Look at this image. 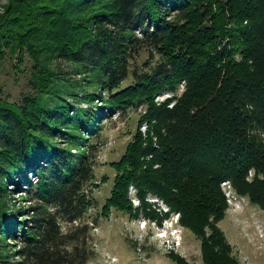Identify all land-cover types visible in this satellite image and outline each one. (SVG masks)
<instances>
[{
  "label": "trees",
  "instance_id": "trees-1",
  "mask_svg": "<svg viewBox=\"0 0 264 264\" xmlns=\"http://www.w3.org/2000/svg\"><path fill=\"white\" fill-rule=\"evenodd\" d=\"M7 57L29 92L0 99V264L95 256L83 190L102 118L68 98L100 102L105 118L145 108L147 131L112 163L102 215L131 211L129 187L142 212L154 195L201 238L204 264H236L215 224L222 182L264 211V0H7L0 64ZM93 83L97 94L85 91ZM162 92L178 95L170 108L153 102ZM11 182L25 186L26 207L6 200Z\"/></svg>",
  "mask_w": 264,
  "mask_h": 264
},
{
  "label": "rangeland",
  "instance_id": "rangeland-1",
  "mask_svg": "<svg viewBox=\"0 0 264 264\" xmlns=\"http://www.w3.org/2000/svg\"><path fill=\"white\" fill-rule=\"evenodd\" d=\"M6 3L7 0H0V14ZM146 56V53H141L137 63L144 61ZM14 64V60L9 57L0 64V99L9 102L19 101L23 94L29 92L28 75L19 72ZM27 64L28 62L25 65ZM81 83L84 84V81ZM97 88L93 83L92 86H86L85 91L97 94ZM75 92L79 97L83 95L78 89ZM176 93L179 95L181 89ZM175 94L159 93L154 96L153 102L157 106L167 103V108H170L174 102L167 101ZM102 96L106 97L105 94ZM67 101L77 108H93L94 113L102 118L101 126L98 127V143L91 142L97 148L93 178L83 190L92 200V205L88 207L83 218L89 225L90 244L95 252L89 264H177L176 259L183 260L185 264H204L201 238L183 227L179 223L178 215L170 212L154 195L148 194L145 197L144 202L148 206L142 212L135 190L129 187L130 212L122 213L110 209L106 215L101 213L104 201L109 197L113 186L115 172L111 167L112 163L121 157L136 129L142 136L147 131L148 125L141 118L145 114V108L128 107L125 111L115 109L110 117L105 118L104 112L97 111L101 104L98 101L92 105L74 102L71 98ZM75 152L76 150H71L72 154ZM221 185L226 199V210L223 219L215 226L229 246V256L236 264H264V211L250 204L247 198L236 196L227 184ZM7 189L9 193L6 200L10 205L15 209L27 206L24 200L25 186L11 182ZM151 211L162 220L152 217L149 213ZM164 215L167 217L163 218ZM174 229L175 232L172 233ZM208 234L209 230L205 229V237Z\"/></svg>",
  "mask_w": 264,
  "mask_h": 264
},
{
  "label": "built area",
  "instance_id": "built-area-1",
  "mask_svg": "<svg viewBox=\"0 0 264 264\" xmlns=\"http://www.w3.org/2000/svg\"><path fill=\"white\" fill-rule=\"evenodd\" d=\"M223 184H227V182H222ZM228 185V184H227ZM221 186H223V185H221ZM225 186V185H224Z\"/></svg>",
  "mask_w": 264,
  "mask_h": 264
}]
</instances>
